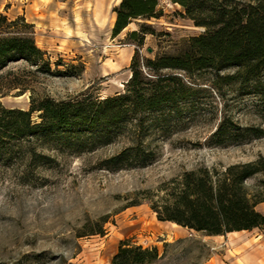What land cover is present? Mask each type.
I'll return each instance as SVG.
<instances>
[{"label": "rangeland", "instance_id": "374dc122", "mask_svg": "<svg viewBox=\"0 0 264 264\" xmlns=\"http://www.w3.org/2000/svg\"><path fill=\"white\" fill-rule=\"evenodd\" d=\"M119 1L0 0V14L9 19L23 17L32 24L35 43L47 53L52 71L38 73L28 63H9L0 71V104L26 110L33 100L37 103L45 97L60 100L91 94L103 99L124 88L136 48L127 33L138 30L139 23L168 32L171 41L201 31L177 14L178 5L159 0L163 13L159 19H135L111 37L112 9ZM171 41L165 38L159 43L146 35L140 54L153 58L168 52ZM55 69L66 74H54ZM214 99L201 94V109L193 115L143 132L144 141L156 153L145 167L112 172L98 166L130 143V124L112 132L106 144L81 147L82 133L78 140L72 139L71 148L61 147L51 138L34 139L37 151L52 157L45 164L24 155L25 141L2 155L0 264H110L122 240L156 248L157 258L144 264H264V227L207 236L158 221L144 201L130 205L141 199L143 191L154 190L184 170L246 162L264 154V137L227 147L207 145L205 139L219 116L220 106ZM238 111L234 108L233 115L239 114L241 124L257 122ZM31 118L39 121L38 112ZM258 210L264 213V206ZM103 216L108 217L103 235L76 237L87 233Z\"/></svg>", "mask_w": 264, "mask_h": 264}, {"label": "trees", "instance_id": "16d2710c", "mask_svg": "<svg viewBox=\"0 0 264 264\" xmlns=\"http://www.w3.org/2000/svg\"><path fill=\"white\" fill-rule=\"evenodd\" d=\"M169 1L180 7L181 18L201 31L171 41L168 32L139 23L138 30L127 33L136 48L124 88L103 99L91 94L60 100L45 97L37 103L33 100L26 110L0 104V158L25 141L24 155L45 164L52 157L37 151L35 141L40 138L71 148L72 139L78 140L82 133L81 147L106 144L112 132L130 124V143L98 166L112 172L145 167L156 153L144 141L143 132L193 115L201 109L204 93L220 106L214 130L205 139L207 145L227 147L264 137V0ZM112 12L111 37L135 19L157 20L163 15L159 0H120ZM146 35L159 43L168 38L170 50L153 58L142 56L139 50ZM20 61L38 73L52 72L50 58L35 43L32 24L23 17L9 19L0 14V71ZM54 74L66 72L55 69ZM234 108L257 122L241 124ZM34 112H38L37 122L31 118ZM139 200L130 205L144 201L158 221L207 236L261 229L264 213L258 206L264 204V154L246 162L184 170L154 190L143 191ZM107 218L101 217L87 233L76 237L103 235ZM156 258L155 247L122 240L110 264H144Z\"/></svg>", "mask_w": 264, "mask_h": 264}, {"label": "crops", "instance_id": "0c3cea01", "mask_svg": "<svg viewBox=\"0 0 264 264\" xmlns=\"http://www.w3.org/2000/svg\"><path fill=\"white\" fill-rule=\"evenodd\" d=\"M128 26H129V25H128ZM128 26H127V27H128ZM127 27H126V28H127ZM126 28H125V29H126ZM259 206H264V204H260ZM240 232H249V231H240ZM240 232H233V233H240ZM228 234H232V233H228ZM246 255L248 256L249 254H246ZM251 260H252V259H249V261H251Z\"/></svg>", "mask_w": 264, "mask_h": 264}, {"label": "water", "instance_id": "95a60500", "mask_svg": "<svg viewBox=\"0 0 264 264\" xmlns=\"http://www.w3.org/2000/svg\"><path fill=\"white\" fill-rule=\"evenodd\" d=\"M147 52H151V49L150 48H147Z\"/></svg>", "mask_w": 264, "mask_h": 264}]
</instances>
